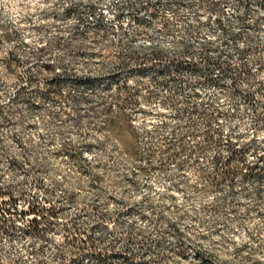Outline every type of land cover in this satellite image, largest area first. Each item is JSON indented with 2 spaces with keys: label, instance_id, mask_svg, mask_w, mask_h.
<instances>
[{
  "label": "rangeland",
  "instance_id": "rangeland-1",
  "mask_svg": "<svg viewBox=\"0 0 264 264\" xmlns=\"http://www.w3.org/2000/svg\"><path fill=\"white\" fill-rule=\"evenodd\" d=\"M0 264H264V0H0Z\"/></svg>",
  "mask_w": 264,
  "mask_h": 264
},
{
  "label": "trees",
  "instance_id": "trees-1",
  "mask_svg": "<svg viewBox=\"0 0 264 264\" xmlns=\"http://www.w3.org/2000/svg\"><path fill=\"white\" fill-rule=\"evenodd\" d=\"M13 210L15 211V209H13ZM14 214H17V213L14 212ZM30 214L32 215V214H35V213H34V211H33V212H31ZM3 219H4V222H8V221H9V220H7L5 217H3ZM33 223H36V226H35L36 229H39V228H40V225L37 224V220H34ZM72 239H73V241H74V240H75V237H74V238L72 237ZM78 242H79V244H78V246H79L78 249L81 251V250H82V246H85V244L87 245V241L81 239V240H79Z\"/></svg>",
  "mask_w": 264,
  "mask_h": 264
}]
</instances>
